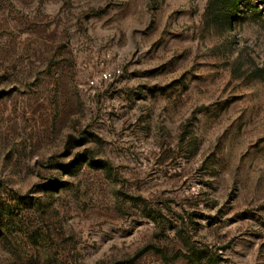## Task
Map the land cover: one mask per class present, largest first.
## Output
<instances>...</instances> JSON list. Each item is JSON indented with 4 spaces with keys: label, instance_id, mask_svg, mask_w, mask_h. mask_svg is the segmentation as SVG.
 <instances>
[{
    "label": "rangeland",
    "instance_id": "rangeland-1",
    "mask_svg": "<svg viewBox=\"0 0 264 264\" xmlns=\"http://www.w3.org/2000/svg\"><path fill=\"white\" fill-rule=\"evenodd\" d=\"M0 264H264V5L0 0Z\"/></svg>",
    "mask_w": 264,
    "mask_h": 264
},
{
    "label": "built area",
    "instance_id": "built-area-1",
    "mask_svg": "<svg viewBox=\"0 0 264 264\" xmlns=\"http://www.w3.org/2000/svg\"><path fill=\"white\" fill-rule=\"evenodd\" d=\"M112 73L113 72L111 70H109L108 68L102 67V69L99 73V79L103 80V81L109 80L112 77ZM95 82L96 81L94 79H91L89 83H90V85H94Z\"/></svg>",
    "mask_w": 264,
    "mask_h": 264
},
{
    "label": "trees",
    "instance_id": "trees-1",
    "mask_svg": "<svg viewBox=\"0 0 264 264\" xmlns=\"http://www.w3.org/2000/svg\"><path fill=\"white\" fill-rule=\"evenodd\" d=\"M259 1H260L261 4L264 5V0H259ZM53 181H55V180H53Z\"/></svg>",
    "mask_w": 264,
    "mask_h": 264
}]
</instances>
